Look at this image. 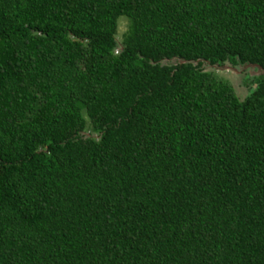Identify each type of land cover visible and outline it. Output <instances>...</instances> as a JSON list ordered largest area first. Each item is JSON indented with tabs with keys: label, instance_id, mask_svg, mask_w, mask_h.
I'll use <instances>...</instances> for the list:
<instances>
[{
	"label": "trees",
	"instance_id": "trees-1",
	"mask_svg": "<svg viewBox=\"0 0 264 264\" xmlns=\"http://www.w3.org/2000/svg\"><path fill=\"white\" fill-rule=\"evenodd\" d=\"M0 264H264V0H0Z\"/></svg>",
	"mask_w": 264,
	"mask_h": 264
},
{
	"label": "rangeland",
	"instance_id": "rangeland-1",
	"mask_svg": "<svg viewBox=\"0 0 264 264\" xmlns=\"http://www.w3.org/2000/svg\"><path fill=\"white\" fill-rule=\"evenodd\" d=\"M125 26L126 23L124 22V20H122L120 18L119 23H118V27H117V34L115 36L116 41L118 42L120 39V35L121 33L125 30ZM205 70H209V67H205ZM213 71L224 77L227 78L230 82V84L232 85L234 92L236 94V96L239 99H242L248 92V87L250 86V82L252 79V76L255 75L257 73V70H251V69H242V68H230L228 66H224L222 68H213ZM248 73V76H246V73ZM247 78V84L246 86L245 84V77Z\"/></svg>",
	"mask_w": 264,
	"mask_h": 264
}]
</instances>
